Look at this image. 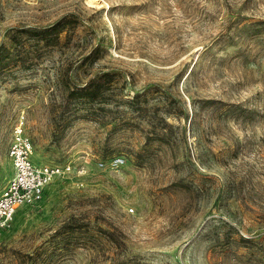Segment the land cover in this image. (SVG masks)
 I'll return each instance as SVG.
<instances>
[{
	"label": "rangeland",
	"instance_id": "1",
	"mask_svg": "<svg viewBox=\"0 0 264 264\" xmlns=\"http://www.w3.org/2000/svg\"><path fill=\"white\" fill-rule=\"evenodd\" d=\"M19 121L0 264H264V0H0V192Z\"/></svg>",
	"mask_w": 264,
	"mask_h": 264
},
{
	"label": "built area",
	"instance_id": "2",
	"mask_svg": "<svg viewBox=\"0 0 264 264\" xmlns=\"http://www.w3.org/2000/svg\"><path fill=\"white\" fill-rule=\"evenodd\" d=\"M32 142L22 129L21 122L11 131L7 154L12 163V175L0 192V237L17 210L24 204H33L44 194L52 178L68 174L71 165L35 164L32 160ZM124 163L121 156H112L107 161L100 160L98 166L118 169Z\"/></svg>",
	"mask_w": 264,
	"mask_h": 264
}]
</instances>
